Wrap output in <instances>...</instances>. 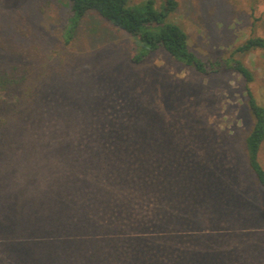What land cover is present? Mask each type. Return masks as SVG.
Listing matches in <instances>:
<instances>
[{
    "label": "rangeland",
    "instance_id": "374dc122",
    "mask_svg": "<svg viewBox=\"0 0 264 264\" xmlns=\"http://www.w3.org/2000/svg\"><path fill=\"white\" fill-rule=\"evenodd\" d=\"M176 3L203 59L264 37V0ZM67 13L68 0H0V57L42 64L32 96L0 94V264H264V188L244 151L264 51L239 56L248 83L161 49L132 63L137 40L93 12L65 45Z\"/></svg>",
    "mask_w": 264,
    "mask_h": 264
},
{
    "label": "trees",
    "instance_id": "16d2710c",
    "mask_svg": "<svg viewBox=\"0 0 264 264\" xmlns=\"http://www.w3.org/2000/svg\"><path fill=\"white\" fill-rule=\"evenodd\" d=\"M154 3V0H141L138 3H130L129 0H68V13L61 34L63 43L69 45L74 40L87 13L93 12L114 28L137 40L139 46L130 58L132 63H140L151 52L161 49L174 60L200 73L233 70L247 83L253 80L252 70L239 56L254 49L264 51V37L251 35L234 47L226 57L203 59L189 47L183 27L170 19V14L177 6L176 0H162L159 8ZM16 54L17 52L13 53ZM18 57L17 63L10 64L0 57V94L16 96V102L24 96H32L35 92V84L39 79L37 74L42 66L40 63L35 65V52L33 55L30 52L20 53ZM245 94L253 118L250 130L244 138L246 161L257 183L264 188V167L259 160V151L264 141V105L258 101L248 85L245 87ZM2 102L0 138L6 129L9 115L5 109L11 108Z\"/></svg>",
    "mask_w": 264,
    "mask_h": 264
}]
</instances>
